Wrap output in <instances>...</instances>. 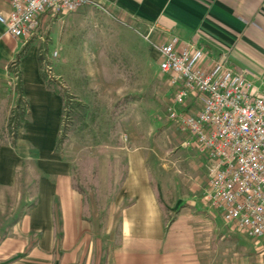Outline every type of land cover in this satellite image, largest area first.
Returning <instances> with one entry per match:
<instances>
[{"label": "crops", "instance_id": "0c3cea01", "mask_svg": "<svg viewBox=\"0 0 264 264\" xmlns=\"http://www.w3.org/2000/svg\"><path fill=\"white\" fill-rule=\"evenodd\" d=\"M93 1L142 27L156 48L173 37L203 47L201 66L224 59L264 93V0ZM10 11V0H0V14ZM30 39L12 37L0 23V264H264L251 237L227 227L205 190L201 203L211 209L164 200L158 179L170 171L150 165L141 147L126 157L108 212L102 216L93 192L87 202L74 162L55 150L64 97L47 87L40 46ZM26 44L18 68L30 119L14 133L18 79L11 66ZM197 160L199 191L207 160ZM173 186L180 189V182Z\"/></svg>", "mask_w": 264, "mask_h": 264}, {"label": "rangeland", "instance_id": "374dc122", "mask_svg": "<svg viewBox=\"0 0 264 264\" xmlns=\"http://www.w3.org/2000/svg\"><path fill=\"white\" fill-rule=\"evenodd\" d=\"M146 36L142 27L96 5L63 16L47 14L30 39L45 54L42 68L51 84L60 94L69 93L73 105L64 113L59 152L74 162L78 185L87 202L93 192L102 216L109 195H118L115 185L126 157L139 147L150 165L170 171V177L158 179L164 200L182 198L180 207L186 209L193 201L213 207L201 203L207 184L198 191L197 159L204 155L169 118L173 89L159 69L152 37ZM235 233L248 236L236 228ZM251 239L263 256L264 237Z\"/></svg>", "mask_w": 264, "mask_h": 264}, {"label": "built area", "instance_id": "2783aa9c", "mask_svg": "<svg viewBox=\"0 0 264 264\" xmlns=\"http://www.w3.org/2000/svg\"><path fill=\"white\" fill-rule=\"evenodd\" d=\"M0 23L15 38L30 39L42 16H63L93 0H10ZM159 69L173 100L169 118L189 134L207 160L204 198L224 221L252 238L264 237V93L224 59L201 66L205 49L173 37L157 45ZM193 99V108L189 101Z\"/></svg>", "mask_w": 264, "mask_h": 264}, {"label": "trees", "instance_id": "16d2710c", "mask_svg": "<svg viewBox=\"0 0 264 264\" xmlns=\"http://www.w3.org/2000/svg\"><path fill=\"white\" fill-rule=\"evenodd\" d=\"M27 48H28V45L26 44L22 49H20V51L16 55L15 62H13L11 66L12 69L15 68L16 71H12V72H16V76L18 79L17 81H19L17 82L18 101H17L15 109L12 111L10 122H9V129L11 132H14V133L18 131V129L23 125L25 121H28L30 119L29 104L23 93L22 77H21V72L19 71V68H18V62L25 55ZM44 55H45L44 53L40 52L38 56L41 62V74H42L43 79L46 81L47 87L52 88L54 86L51 84L48 74L42 68V61H43ZM62 95L64 97V109H63V114H62L61 132L58 138L57 145L55 147L56 151H59V145L61 143V138L63 136L62 131L64 129V113L66 109H68V106L73 105L72 101L70 100V96L68 92H64V94ZM14 125H16L15 130L13 128Z\"/></svg>", "mask_w": 264, "mask_h": 264}]
</instances>
